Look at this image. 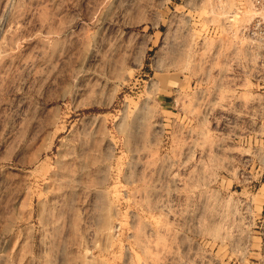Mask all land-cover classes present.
Here are the masks:
<instances>
[{"label":"rangeland","instance_id":"obj_1","mask_svg":"<svg viewBox=\"0 0 264 264\" xmlns=\"http://www.w3.org/2000/svg\"><path fill=\"white\" fill-rule=\"evenodd\" d=\"M0 264H264V0H0Z\"/></svg>","mask_w":264,"mask_h":264}]
</instances>
